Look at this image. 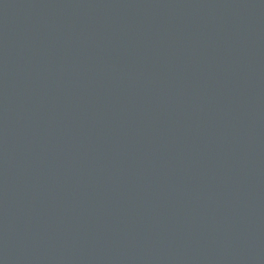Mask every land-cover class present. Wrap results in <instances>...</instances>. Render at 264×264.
Returning <instances> with one entry per match:
<instances>
[{
    "label": "water",
    "instance_id": "obj_1",
    "mask_svg": "<svg viewBox=\"0 0 264 264\" xmlns=\"http://www.w3.org/2000/svg\"><path fill=\"white\" fill-rule=\"evenodd\" d=\"M0 264H264V0H0Z\"/></svg>",
    "mask_w": 264,
    "mask_h": 264
}]
</instances>
